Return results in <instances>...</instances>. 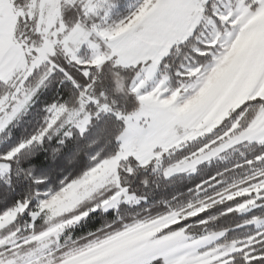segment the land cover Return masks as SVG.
<instances>
[{
	"label": "rangeland",
	"instance_id": "374dc122",
	"mask_svg": "<svg viewBox=\"0 0 264 264\" xmlns=\"http://www.w3.org/2000/svg\"><path fill=\"white\" fill-rule=\"evenodd\" d=\"M77 1L83 2L89 24L88 27L78 24L68 30L62 20V6ZM164 3L174 7L171 10V22L162 33L147 42L121 43L122 38L138 32L157 11L158 6ZM145 5L148 6L145 16L129 28L128 25ZM114 7L109 0H31L27 4L17 3L16 0H0V80L13 81L15 85L13 94L0 98H7L4 103H0V118H4L12 108L27 98L26 104L14 119L0 127V142L4 130L33 100L35 90L25 89V81L55 53L56 46L62 47L71 60L82 65L100 68L112 60L116 65L142 66L130 86V91L136 98L135 108L128 115H123L126 127L119 138L120 153L113 161L104 163L103 171L101 166H97L81 179L70 182L63 190L45 193L40 198L38 210L30 214V221L25 219L24 232L19 229L0 238V264H48L50 260H55V246L67 228L66 225L75 223V219L54 224L45 231L35 233L33 226L38 218L52 221L54 217L77 208L110 171H115L114 161L121 156L127 159L134 157L142 164H147L145 159L149 162L162 159L153 149L163 144L177 125H184L192 130L187 136L174 142L175 148L168 153L211 132L224 120L228 111L225 110L210 127L205 128L204 124L213 119L223 102L233 93L237 94L236 99L243 102L250 99L248 93L259 86L255 97L264 96V0H144L120 21L115 17L117 13H114ZM20 18L25 19L29 25L36 22V30L41 34L40 46L32 44L35 54H31L32 48L26 51L16 38ZM121 25L125 27L124 32L113 34ZM194 35L199 43L210 49V52L201 51L202 48L197 47L196 51L207 54L210 58L207 63H201L204 67L199 69L193 67L197 61L183 65L182 74L188 79L174 86L169 73L161 69V62L172 48ZM193 74L196 77L194 82L189 79ZM115 81L116 90L123 92V80L115 77ZM91 100L98 102L99 95H92ZM89 102L90 99L86 98L82 103L83 107L77 111H69L62 123L64 128H60V131L64 132L72 126L84 129L90 119L85 110ZM102 108L106 110L105 106ZM59 109L60 107L52 109L51 125L67 111L66 108L63 111ZM205 112L207 114L203 121L194 123ZM261 115L258 113L254 123L246 130L251 133L250 136L233 137L230 134L220 145L202 150L194 158L169 167L164 174L172 176L194 172L198 165L235 145L264 142V121H261ZM18 151L19 148L8 155L7 160L0 161V177L9 173L11 163L8 159ZM124 188L126 193L118 195L135 198L126 203L136 204L137 199L139 202L142 200L128 188ZM249 190L255 192L257 197L264 195V180ZM26 209L27 206L20 204L2 216L0 229L16 220L18 214L25 213ZM178 220L179 214L173 212L150 221L135 223L124 231L63 255L59 264H148L158 258L164 259L165 264H226L232 253L247 249L254 241V238H249L226 245L220 242L224 233L197 239L188 237L184 231L158 236L160 231ZM257 223L264 225V220ZM24 248L28 250L20 251Z\"/></svg>",
	"mask_w": 264,
	"mask_h": 264
},
{
	"label": "trees",
	"instance_id": "16d2710c",
	"mask_svg": "<svg viewBox=\"0 0 264 264\" xmlns=\"http://www.w3.org/2000/svg\"><path fill=\"white\" fill-rule=\"evenodd\" d=\"M16 1L27 4L31 0ZM109 1L115 5V17L120 21L144 0ZM61 15L68 30L78 24L88 27L89 18L83 2L64 4ZM16 38L19 41L28 39L33 45L42 39L36 30V22L29 25L23 18L17 24ZM197 47L203 48L205 45L199 43L194 35L172 48L162 60L167 59V67L161 62V69L169 73L174 86L188 79L182 74L183 65L194 61L208 62L210 57L207 54L200 53L198 57L193 55ZM136 67L116 65L112 60L100 68L82 65L71 60L62 47L56 46L55 53L33 71H40L43 81L40 85L41 94L39 97L34 94L29 107L4 130L0 142V161L7 160L8 155L19 148L8 159L11 163L9 173L0 177V218L20 204L27 206V209L0 229V238L19 229L23 231L25 219L30 221V214L38 210L40 198L45 193L63 190L70 182L81 179L94 169L89 157L97 142L109 139L117 129L120 130L117 138L120 141L126 127L123 115H128L135 108L136 98L130 86L139 73L133 75L131 69ZM138 67L140 71L142 66ZM33 72L24 87L36 92L28 84ZM115 77L123 80V92L116 90ZM14 91L13 81L0 80V98ZM92 95H99L100 100L94 102L91 100ZM86 98L90 99L85 107L90 119L85 128L72 126L64 132L60 131V128H64L62 123L68 112L83 107ZM53 105H63L67 111L51 125ZM104 106L106 110L102 108ZM250 113L258 114L255 107L250 108L248 113L240 117V121L247 122ZM218 126L188 141L181 148L166 153L165 158L159 161L142 164L134 157L127 159L128 163L119 177L121 186L142 200L136 204L127 203L124 228L137 221H150L176 212L179 220L160 231L158 236L184 231L188 237L197 239L224 233L220 242L226 245L254 238L250 247L232 253L226 264H264V225L257 223L264 220V195L257 197L255 192L249 190L264 180V142L235 145L198 165L194 172L172 176L164 174L169 167L194 158L202 150L220 145L234 131L232 128L225 129L221 123ZM119 146L121 148V143ZM115 147V141L109 145L110 149ZM242 205L246 206L240 208ZM74 210L58 215L52 221L38 218L33 232L40 233L54 224L69 221L68 217L74 214ZM113 218L112 213L107 216L94 213L87 220H81L75 228H66L55 246L54 259L59 262L63 255L115 234L104 224ZM68 232L71 233L70 237ZM148 264H165V261L158 258Z\"/></svg>",
	"mask_w": 264,
	"mask_h": 264
},
{
	"label": "clouds",
	"instance_id": "9594fccd",
	"mask_svg": "<svg viewBox=\"0 0 264 264\" xmlns=\"http://www.w3.org/2000/svg\"><path fill=\"white\" fill-rule=\"evenodd\" d=\"M37 47L40 46V42H36ZM21 46L27 51L29 48H32V43L29 42L28 39L21 40L20 41ZM201 51H208L210 52V49H208L206 46L201 49ZM35 54V49L32 48V53ZM31 54L29 55V59L31 58ZM195 57H198L200 55L199 52L193 53ZM165 68L167 67V59L165 58L164 61H162ZM194 68H201L204 67L203 64H201L199 61L193 64ZM133 75L135 73L139 72V67L137 66L134 69H131ZM54 76V74H53ZM195 74H193L192 77L189 79L193 82L195 81ZM138 82V81H137ZM43 83L40 77V71L37 70L33 72L32 76L28 80V84L30 87H33L36 89L35 94L37 97L41 94L40 91V85ZM170 83V80L168 81ZM167 86V85H166ZM146 90V89H145ZM259 90V86L257 88H254L250 93H248V96L250 99L243 100L241 102L240 100L236 99L237 94L233 93L230 97H228L221 107L217 110L216 115L213 117L212 120H210L207 124H204V127H210L214 122L215 119L218 118L220 115H222L225 110L228 111V115L225 116L224 120L221 121V125L224 126V128H233L234 131L232 132L233 137H239L241 135L244 136H250L251 133L246 131L249 128V125L253 124L255 121V115L256 113H250L249 119L247 122H241L240 117L244 116L245 113L249 112L250 108L255 107L257 112L262 114L261 115V121H264V96L255 97V93ZM251 97H255V99H251ZM182 102V100H181ZM231 106V107H230ZM207 113H203L200 115L194 123H200L203 121L204 115ZM236 124H239V127H235ZM220 127V126H218ZM192 129H189L185 127L184 125H177L175 127V131L170 135V137L163 143L157 145L153 152L160 158H165L166 153H168L171 149L175 148L176 141H179L182 137L187 136ZM120 135V130L117 129L116 132L113 133V135L107 139L97 142L96 146L94 147L93 152L90 154V159L92 161V167L101 166V171H103V165L106 161H113L114 157H116L120 151V141L117 139ZM116 142V147L114 149H110L109 145H112L113 142ZM115 163V171H110V174L107 175L101 182L92 189V193L89 195V197L84 200L80 207L74 210V214H70L68 219L72 220L75 219V223L67 224L66 227L68 229L75 228L77 224L81 222V220H87L88 217L93 215L94 213L102 214L104 216H107L109 213L113 214V219L106 220L104 224L107 225V228L111 229L113 233L124 231L126 230L124 228V217L126 215V208L127 203L126 201H133L135 198L132 196L127 195H118V193H126V189L121 186V181L119 180V177L121 176L125 165L128 163V160L126 157L121 156L119 160L114 161ZM145 163H149L147 159H145ZM136 202L138 203L139 200L137 199ZM79 219H76V218ZM139 223V221H137ZM133 225H129L128 227H132ZM101 229H104V225H101ZM107 234V233H105ZM68 236H71V233L68 232ZM27 248L20 249V251H27ZM48 264H59L56 260H50Z\"/></svg>",
	"mask_w": 264,
	"mask_h": 264
},
{
	"label": "snow or ice",
	"instance_id": "6c2138e0",
	"mask_svg": "<svg viewBox=\"0 0 264 264\" xmlns=\"http://www.w3.org/2000/svg\"><path fill=\"white\" fill-rule=\"evenodd\" d=\"M147 7V5L141 7L138 14L136 15L135 20H133L132 23L128 25L129 28H132L133 25H135L142 17L145 16ZM173 7L174 6L169 3L159 5L157 11L145 21L142 28L138 32L132 33L125 38H122L121 43L126 44L130 41H151L153 38H155V36L162 33L167 25L171 22V10ZM124 30V25H121L115 30V33L113 34L122 33ZM93 62L96 63L98 61ZM6 99L7 98L0 99V103H4ZM26 102L27 98L24 101H21L17 107L12 108L4 118H0V127H4L6 124L12 121L14 117L20 112V109L24 106V104H26ZM53 107H55V105H53ZM59 110L63 111L64 106L61 105ZM66 135H70V133H66ZM34 138L35 137H33V139Z\"/></svg>",
	"mask_w": 264,
	"mask_h": 264
}]
</instances>
